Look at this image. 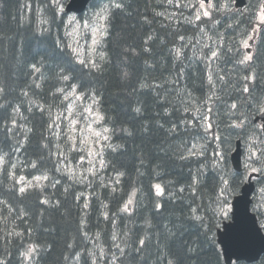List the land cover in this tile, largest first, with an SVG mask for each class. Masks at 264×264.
<instances>
[{
  "label": "trees",
  "instance_id": "1",
  "mask_svg": "<svg viewBox=\"0 0 264 264\" xmlns=\"http://www.w3.org/2000/svg\"><path fill=\"white\" fill-rule=\"evenodd\" d=\"M125 1V11L116 13L110 34L103 40L102 51L106 59L103 62L97 59L101 63V70L93 71L71 60L67 49L61 50L55 46L57 40L62 45H68V41L64 31V15H59L53 0H0V105L4 106L0 108V151L8 153L9 168L13 163L17 165L13 169L17 176L31 180L33 176L46 171L51 178L44 182L46 186L42 190L29 189L21 195L11 188L12 182L7 179L6 172H0V201L5 202L0 204V259H4L5 264H21L20 252L25 244L33 242L41 245L39 254L34 258L35 264H77L73 259L77 252L81 256L79 264H91L86 250L95 251L98 255V245L103 246L110 259L113 252L119 255L118 250L112 247L113 230L117 232L116 242L121 246H124V242L120 238L126 231V243L131 246L125 248V255L119 258L117 264H158L161 253H167V258L175 257L178 264H224L215 231L225 218L224 206L226 209L228 201L240 192L246 172L245 169L241 173L232 170L229 154L237 140L241 141L244 150L247 146L243 139L238 138L235 130L225 127L229 122L226 113L228 105L235 100L242 101L246 95L236 91V88L242 87L243 81L232 69L235 60L246 52L240 46V39L252 34L256 24L254 13L244 12V9L254 5L256 0H247L245 8H232L231 12L218 17L221 22L214 31L223 35L224 39L217 43L226 53L218 61L197 60L194 53L199 54V50L195 47H200L195 39L192 40L195 47L184 49L185 58L174 61L169 55L176 43L172 22L155 15L156 12L165 11L168 6L163 0ZM100 4V1L92 2L89 9ZM39 13L43 14L47 23L39 21ZM145 17L151 23L145 22ZM176 24L181 33L187 37L194 36L195 30L191 25L181 26L179 19ZM228 24L232 27H227ZM39 29L49 31L41 32ZM148 35L154 39L145 45L144 40ZM252 35V66L258 76L253 88L255 94L261 95L264 94V26ZM205 42L212 45V41ZM146 46H150L148 53L142 51ZM229 47L233 53H227ZM133 48L139 53L137 56L125 53V49ZM237 49L239 55H234ZM33 63L40 67V73L33 74ZM209 63L213 69L219 70L220 75L227 73L225 82L217 81V95L220 98L214 97V105H210L214 107L213 119L220 125L219 134L226 139V164L219 171L230 181L234 179L227 195V204L220 198L219 186L212 180L215 173L211 168L206 172L208 180L195 196L188 189L179 191L186 183L189 170L197 167L194 160H180L175 154L181 141H191L195 133V129L185 128L180 123L181 120L192 119L191 113L183 111L181 101L185 97L182 90H194L197 99L208 95ZM61 69L71 77L70 83L82 85L79 92L95 94L100 98L99 107L106 117L105 126L113 129L109 144L121 146L116 151L105 148L107 166L102 169L103 178L99 174L90 176L87 182L74 183L55 170L58 157H49V150L43 147L46 141L42 140V136L48 135L44 131L47 128L48 106H52L53 114L64 112L61 98L52 95L56 88L64 86L56 79V73ZM250 70L242 71L239 75ZM181 72L182 77L178 75ZM142 80L162 87L158 91L140 89L139 82ZM170 80L176 82L166 83ZM36 83L41 87L36 88ZM158 96L166 97L167 103L158 100ZM32 101L45 109L43 116ZM136 107L141 108V114L133 111ZM165 107L168 108L167 114L164 113ZM16 108H19V115L15 117L19 127L13 130L18 135H13L4 129L12 127L11 120ZM240 112L247 115L250 127L254 124V117L259 114L254 107L243 104L237 115ZM173 123L178 125L179 132L170 136L165 129ZM159 124H163L164 128H160ZM25 128L33 129L26 140L23 133ZM121 128L127 129L131 135L122 132ZM51 139L52 151H55L56 143L64 144L62 138L60 142L54 137ZM18 140L23 141V146L16 151ZM215 148V143L209 140L206 151L209 161ZM66 154L75 161L76 152ZM41 156L43 160L40 161L39 170L32 169L29 162ZM61 168L64 169L63 165ZM118 172L123 176L116 184L114 181ZM56 181L59 183L52 187ZM102 181L105 186H101ZM156 183L164 188L162 196L155 194L152 185ZM256 185L258 190L264 189V175L256 180ZM133 190L135 194L130 214L121 212L120 208ZM80 193H85L84 197H87L86 209L84 197L80 200L75 198ZM45 197L50 204L40 203ZM157 202L161 204L159 210L155 207ZM220 203L223 210L218 208ZM194 207L201 217L199 221L190 218ZM251 210L260 222L263 221L264 214L255 203ZM104 213L109 216L108 220L104 218ZM81 217L86 221L83 231L79 227ZM146 222H150V226ZM11 231L22 235L8 236L6 233ZM95 233L100 234L99 240ZM140 238L145 239L142 254L135 251ZM68 244L73 247L68 248ZM190 248L192 251H189ZM65 256L69 259L65 260ZM98 264H106V261H99ZM255 264H264V256Z\"/></svg>",
  "mask_w": 264,
  "mask_h": 264
},
{
  "label": "snow or ice",
  "instance_id": "2",
  "mask_svg": "<svg viewBox=\"0 0 264 264\" xmlns=\"http://www.w3.org/2000/svg\"><path fill=\"white\" fill-rule=\"evenodd\" d=\"M54 4L59 5V0H53ZM168 6L174 7L179 10L182 8L193 9L188 16H183V13H180L182 19L180 20V25H191L195 30L193 37H187L185 34L179 31V27L176 24L177 13L172 12L168 13L167 9L162 12H156V16H162L165 20L172 22L173 35L175 37L176 43L173 44V47L169 51V55L173 57L174 61H182L185 58L184 49L195 45L192 44V40L195 39V43L200 45L199 54L194 53L196 59L199 61H218L224 58L226 53L222 52L221 45L217 43L224 39L223 35L214 31L216 25L220 24L219 16H223L225 13L232 11V4H235L236 0H195V2H189V0H163ZM101 6L93 13L90 21H85L84 28L89 29L93 35L92 45L88 52L87 57H85L84 50L78 46H73L72 44L62 45V42L57 40L55 41V46L61 50L67 49V54L71 60H74L75 63L82 65L84 68H91L93 71L101 70V63L97 62V57L100 62L105 61L106 54L102 51H99V46L102 44L105 37H107L112 26V21L116 16L117 12H124L127 4L125 0H100ZM30 7V6H29ZM58 12H64L62 5L58 7ZM244 12L254 13L256 26L253 28V33L260 30L261 26H264V0H256L254 5H250L244 9ZM243 14V13H241ZM74 19V17L72 18ZM145 22L151 23L146 17ZM41 23H47L46 20H42ZM227 27H232L231 24H228ZM41 32H48V29H39ZM212 34H209V33ZM215 37V39H214ZM154 37L148 35L144 40L145 45H149V41H153ZM253 40V35L248 34L246 37L240 39V46L244 49H250L253 47L249 41ZM202 41H212V46L208 43H202ZM207 49V51H204ZM143 52L148 53L150 51V46H146L142 49ZM126 54L131 56H137L139 53L136 49H125ZM227 53H233V49L229 47ZM234 55H239L238 49ZM254 60L253 53L247 51L243 54L241 58L235 60L232 71H235L238 75V78L243 81L241 88H236V91L246 94L243 96V100H235L230 105H228V110L226 115L228 116L229 122L225 125L228 129L235 130V134L238 138L243 139L247 145L246 149V159L244 163V168L247 173L245 179L251 178V174L255 173L258 175H264V123L262 124H252L249 126V119L247 115L243 112H240L237 115L241 105L248 107H254L261 114V118L264 119V94L257 95L254 92L253 84L257 80L258 76L255 68L252 66ZM147 64V62H146ZM152 67V65H147ZM209 71L207 75V85L209 86V94L202 96L199 99L195 97L194 90L183 89L184 97L181 101L183 111L186 113H191L192 119L181 120L180 123L185 126V128L195 129V133L192 137V140H182L181 143L177 146L176 156L180 160H194L197 163L195 170H189L188 176L185 178L186 183L179 188L180 192H184L186 189L191 191L193 196L204 186L205 182L208 180V175L206 172L209 168L212 169L214 175H212V180L215 184H218L220 191V198L225 204H227V195L229 194V189L232 187L233 180H229L225 175L220 173V169L226 164L225 155L226 148L224 147L226 139L219 134L220 125L216 123L213 119L214 105L213 98L219 99L217 95V81L225 82V75H220L218 69H213L212 64L207 65ZM33 74L40 73V67L36 63L31 65ZM246 74L240 76L239 73L245 70ZM127 76V73L124 74ZM181 77L183 73H178ZM56 79L61 82L64 86L58 87L52 93L54 97L58 96L61 98V104L64 106V112L53 114L52 106H48V120L47 128L44 129L48 135L42 136V140L46 141L43 144L44 148L49 150V157L57 156V164L55 170L61 172L62 175H66L69 180H72L74 183H84L88 180L89 176L96 177L100 169L107 166L104 159V149L110 148L112 151H116V148L121 147L120 145L113 146L108 143L111 140L113 129L105 126L106 117L100 110V98L95 94H86L84 92H79L78 89L82 85H77L75 83H70L71 77L67 74H64L63 69L60 72L56 73ZM176 81H166V83H175ZM234 86V85H233ZM36 88H40L39 83L35 84ZM140 89H150L153 91H158L162 85L160 84H148L146 81L139 82ZM2 91V89H0ZM25 96L28 95L27 92L24 93ZM179 95V93H178ZM158 100H164L167 103L166 97H157ZM88 100L90 103L84 104V101ZM80 102V104H77ZM35 107L39 108L41 115L43 116L45 109L35 101L31 102ZM3 105H0V108H3ZM79 109V111H78ZM31 111V109H29ZM138 114H141V108L136 107L133 109ZM164 113H168V108H164ZM16 115H19V108L14 109V115L11 120L12 127H5L7 133L18 135L14 133L13 130L19 125L17 124ZM195 121V123H194ZM63 123V126H62ZM97 126L99 130H97ZM160 128H164L163 124H159ZM147 130V129H145ZM33 129L25 128L23 129L24 139H28V133H31ZM122 132L131 135L127 129L121 128ZM168 135L173 136L179 132L178 125L173 123L170 128L165 129ZM79 132V135L77 134ZM52 137L56 141H60L61 138H64V144L56 143L54 145L55 151H52L53 143ZM209 140L213 141L216 145V148L213 150L212 158L209 161L206 156V151L208 147ZM18 147L15 148L16 151L20 150V147L23 146V141H17ZM67 152H81L83 153L79 157V161L76 164H71ZM43 160V157H38L37 160H32L29 162V165L34 170H39L41 167L40 161ZM88 163V168L84 170V173L77 174V168H83L84 162ZM99 165L97 168L96 165ZM143 164V160H141ZM9 159L8 153L0 151V172H6L7 179L11 181V188L18 191L19 194L23 195L27 190H42L46 185L45 181H50V176L46 171L42 172L40 175L33 176L31 180H25L24 176H17L13 169L17 167L16 164H11V167H8ZM61 165L64 166L62 170ZM217 175L219 180L217 181ZM123 176V173L118 172L117 178L114 183L119 184V177ZM59 181L52 183V187H56ZM168 183H172L169 181ZM101 186H105L103 181ZM155 194L157 197L164 194V188L160 183L152 185ZM68 189H65L67 192ZM115 191V188H113ZM264 191V189H262ZM135 190L129 195V198L124 202L120 208L121 212L129 213L131 205L133 204ZM84 197V193L76 195V199L80 200ZM85 203L84 208H88L87 197H84ZM5 202L0 201V204ZM41 204H50V200L45 197L40 201ZM6 206V205H5ZM106 207V206H105ZM156 209L161 208L159 202L155 205ZM11 212V209H9ZM19 218V217H18ZM104 218L109 219L107 213H104ZM191 219L201 220V217L197 215V208L191 209ZM7 218H5L6 220ZM113 225L115 221L112 220ZM150 226V222H146ZM80 230L86 227V221L83 217L80 219ZM264 227V225H261ZM8 236H21L22 233L11 231L6 233ZM128 233L125 231L123 236H121V241L124 242V246H121V243H117V232L113 230L111 234V241L113 242L112 247L118 250L119 255L113 252L111 253V258H107V254L103 246H97L99 249V254L92 250H86L88 257L91 259V264H98L99 261H106V264H117V261L120 257L125 255V248H130L131 246L126 243ZM85 238L87 234L85 233ZM100 234H96V239L99 240ZM145 246V239H139V246L135 248V251L138 254H142L143 248ZM72 244H68V248H72ZM41 245L38 243H29L27 244L23 251L20 252L21 264H35V257L39 254ZM189 251H192L190 248ZM167 253H161L158 264H178V261L175 257L167 258ZM81 256L77 252L73 259L79 264ZM143 259V256H140ZM69 258L65 256V260ZM239 258H237L238 261ZM0 264H5L4 259H0Z\"/></svg>",
  "mask_w": 264,
  "mask_h": 264
},
{
  "label": "water",
  "instance_id": "3",
  "mask_svg": "<svg viewBox=\"0 0 264 264\" xmlns=\"http://www.w3.org/2000/svg\"><path fill=\"white\" fill-rule=\"evenodd\" d=\"M95 0H69L65 6L66 13L81 15L88 4ZM245 0H236L235 6L241 8ZM264 119L259 114L254 122ZM241 148L240 141L236 142L235 149L230 155V161L235 171H241ZM258 177L251 174L247 182L241 187L240 193L231 201L230 220L224 221L221 228L216 230L217 244L221 248L225 264H232L233 261L246 263L257 262L264 254V233L258 225L257 217L250 210L252 202L251 195L254 191L252 178ZM237 258L238 261H237Z\"/></svg>",
  "mask_w": 264,
  "mask_h": 264
},
{
  "label": "rangeland",
  "instance_id": "4",
  "mask_svg": "<svg viewBox=\"0 0 264 264\" xmlns=\"http://www.w3.org/2000/svg\"><path fill=\"white\" fill-rule=\"evenodd\" d=\"M67 1L68 0H59V5H57V10H58V7L60 5H62L63 8H64L65 4L67 3ZM189 2H193L194 3L195 0H189ZM229 3H231V1H229ZM100 6H101V4L98 7H100ZM98 7L93 8V9H88V11H86V13L84 14L83 17H79V16H76L74 14H68V13H65V11L62 12V13L59 12V15H61V14L64 15V18H63L64 25H65L64 31H65V35H66L68 44H72L73 46H78L79 48L84 50L85 57H87L88 52H89V50L91 48L93 35H92V33H91V31L89 29L84 28V23H85V21H90L91 20V17L93 15V13L97 10ZM231 7H232V5H231ZM192 11H193V9H190V8H182V9L177 10L174 7H171V6L167 7V12L168 13L176 12L177 13V19H179V20L182 19V17L180 16L181 12L183 13V16H188L190 14V12H192ZM38 17H39V21L44 20L43 14L39 13ZM73 17H74V19H72ZM255 26H256V24H255ZM196 45L200 47V45H198V44H196ZM102 48H103V42L99 46V51H102ZM195 49L199 50L200 48L195 47ZM243 50H246V49L243 48ZM97 59H98V57H97ZM88 103H90V101H88V100L84 101V104H88ZM77 104H80V102H77ZM78 111H79V109H78ZM62 126H63V123H62ZM97 130H99L98 126H97ZM77 134L79 135V132ZM62 139H64V138L62 137ZM109 142L110 141H108V143ZM246 149H247V146L245 147V152H246ZM82 154L83 153H81V152H76L75 161H73L71 158H69L70 163L71 164H76L79 161L80 155H82ZM88 166H89L88 163L85 161L84 164H83V168H79V167L77 168V174L79 175V174L84 173V170L87 169ZM96 166H97V168H99L98 164ZM102 169H100L99 173L97 174V176L99 174H101V178H103L102 177ZM89 179H90V176H89L88 180ZM262 198H264V191L258 190L257 194L255 195L254 203H255L256 207L258 208V210L262 211V213L264 214V205H263L264 200H262ZM230 201L231 200L228 201L229 203L226 206V209H225V206H224V210H223V204L220 203L218 205V208L220 210L221 209L223 210V213H224L226 218L229 217V213H230ZM261 225H264V219L261 222Z\"/></svg>",
  "mask_w": 264,
  "mask_h": 264
},
{
  "label": "bare ground",
  "instance_id": "5",
  "mask_svg": "<svg viewBox=\"0 0 264 264\" xmlns=\"http://www.w3.org/2000/svg\"><path fill=\"white\" fill-rule=\"evenodd\" d=\"M126 2V1H125ZM1 6V5H0ZM1 11V10H0ZM109 38V37H108ZM108 41V40H107ZM108 43V42H107ZM252 49V48H251ZM108 50V49H107ZM110 52V51H109ZM108 60H109V58H108ZM111 63V62H110ZM61 103V102H60ZM108 127H109V125H108ZM195 131V130H194ZM60 142V141H59ZM113 174V173H112ZM114 184V183H113ZM108 193V192H107ZM85 194V193H84ZM102 194V193H101ZM120 197V196H119ZM122 199V198H121ZM90 200V199H89ZM84 201V200H83ZM107 201V200H106ZM109 201V200H108ZM113 202V201H112ZM118 202V201H117ZM110 203V202H109ZM121 203V202H120ZM99 204V203H98ZM135 205H136V203H135ZM82 206V205H81ZM110 206V205H109ZM116 210V209H115ZM257 210V209H256ZM104 212V211H103ZM110 212V211H109ZM118 214H119V212H118ZM24 215V214H23ZM16 217V216H15ZM12 218V217H11ZM119 218V217H118ZM103 219V218H102ZM18 220V219H17ZM139 221V220H138ZM99 225V224H98ZM116 226V225H115ZM101 227V226H100ZM144 228H145V225L143 226ZM100 230V229H99ZM98 230V231H99ZM90 232V231H89ZM96 234V233H95ZM135 235V234H134ZM109 237V236H108ZM139 237V236H138ZM141 237V236H140ZM25 245H27V244H25ZM96 245H97V242H96ZM58 251V250H57ZM108 255V254H107Z\"/></svg>",
  "mask_w": 264,
  "mask_h": 264
}]
</instances>
